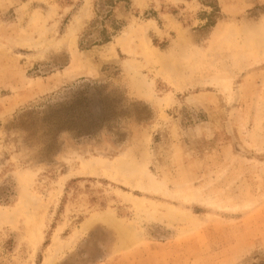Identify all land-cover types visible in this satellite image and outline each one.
<instances>
[{
    "label": "rangeland",
    "instance_id": "1",
    "mask_svg": "<svg viewBox=\"0 0 264 264\" xmlns=\"http://www.w3.org/2000/svg\"><path fill=\"white\" fill-rule=\"evenodd\" d=\"M0 264H264V0H0Z\"/></svg>",
    "mask_w": 264,
    "mask_h": 264
},
{
    "label": "flooded vegetation",
    "instance_id": "2",
    "mask_svg": "<svg viewBox=\"0 0 264 264\" xmlns=\"http://www.w3.org/2000/svg\"><path fill=\"white\" fill-rule=\"evenodd\" d=\"M99 103V102H97ZM96 114H97V119L94 121H92L90 124H89V128H82L81 130L84 132V136L87 135V134H90L92 132H95L101 125H102V106H97L96 107Z\"/></svg>",
    "mask_w": 264,
    "mask_h": 264
},
{
    "label": "trees",
    "instance_id": "3",
    "mask_svg": "<svg viewBox=\"0 0 264 264\" xmlns=\"http://www.w3.org/2000/svg\"><path fill=\"white\" fill-rule=\"evenodd\" d=\"M108 39H109V38H106V39H105V41H106L107 43L109 42V40H108Z\"/></svg>",
    "mask_w": 264,
    "mask_h": 264
},
{
    "label": "bare ground",
    "instance_id": "4",
    "mask_svg": "<svg viewBox=\"0 0 264 264\" xmlns=\"http://www.w3.org/2000/svg\"><path fill=\"white\" fill-rule=\"evenodd\" d=\"M144 177V176H143ZM94 220V219H93Z\"/></svg>",
    "mask_w": 264,
    "mask_h": 264
}]
</instances>
